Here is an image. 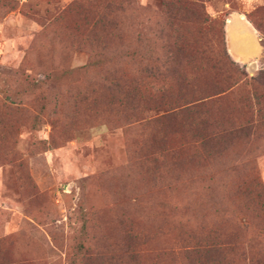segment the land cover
Returning <instances> with one entry per match:
<instances>
[{"label":"rangeland","instance_id":"1","mask_svg":"<svg viewBox=\"0 0 264 264\" xmlns=\"http://www.w3.org/2000/svg\"><path fill=\"white\" fill-rule=\"evenodd\" d=\"M263 187L264 0H0V264H259Z\"/></svg>","mask_w":264,"mask_h":264},{"label":"crops","instance_id":"2","mask_svg":"<svg viewBox=\"0 0 264 264\" xmlns=\"http://www.w3.org/2000/svg\"><path fill=\"white\" fill-rule=\"evenodd\" d=\"M232 21L233 24H228L226 28V41L230 55L240 62L255 58L261 51L256 28L246 18L241 20L239 15H234ZM235 33H238V36Z\"/></svg>","mask_w":264,"mask_h":264},{"label":"trees","instance_id":"3","mask_svg":"<svg viewBox=\"0 0 264 264\" xmlns=\"http://www.w3.org/2000/svg\"><path fill=\"white\" fill-rule=\"evenodd\" d=\"M104 63H105V59H99L93 65H102ZM149 97L150 96H147L148 99H149ZM160 104H161V102L159 103L158 106H155V107H158L159 108L161 106H164L165 103H162L161 105ZM202 106H204V104L202 102L192 101V102H189L188 104H185L183 109L182 108L174 107V111L172 109V111L170 110L169 113H166V114L161 115L160 116V119H165V118H170V117H173V119H177V117L179 115L184 114L185 111H187L189 113H194L195 114V113H198L200 111L199 108L202 107ZM214 136L215 137H219L217 132H215V134L213 136H210V137H214ZM208 139H210V138H207V140ZM205 144H208V143L205 142ZM209 144H211V143H209ZM262 195H263V199H264V187L262 188V193H260L259 196L262 197ZM202 200H204V199H202ZM200 202H203V201H200ZM196 207H202V204L201 203H198V205L196 204L194 206V208H196ZM213 240H215V239H213ZM213 240L206 239V241H207L206 243H217V242H219L218 240L216 242H214ZM197 243H204V242L197 241ZM215 251H218V248H216ZM210 253L211 252H207L206 254L209 255ZM258 263L259 264H264V256H263V254L259 257Z\"/></svg>","mask_w":264,"mask_h":264},{"label":"bare ground","instance_id":"4","mask_svg":"<svg viewBox=\"0 0 264 264\" xmlns=\"http://www.w3.org/2000/svg\"><path fill=\"white\" fill-rule=\"evenodd\" d=\"M240 19L241 20H245V16H243V15H240ZM233 24V21L232 20H230L229 21V25H232ZM236 34V33H235ZM234 35V34H233Z\"/></svg>","mask_w":264,"mask_h":264}]
</instances>
